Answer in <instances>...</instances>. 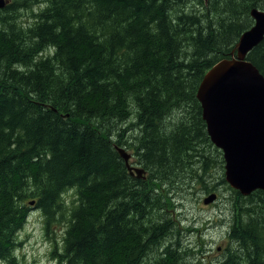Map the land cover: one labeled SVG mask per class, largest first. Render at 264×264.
Segmentation results:
<instances>
[{"label": "trees", "instance_id": "16d2710c", "mask_svg": "<svg viewBox=\"0 0 264 264\" xmlns=\"http://www.w3.org/2000/svg\"><path fill=\"white\" fill-rule=\"evenodd\" d=\"M173 1L0 8V264H23L17 234L32 209L47 232L67 226L58 264H192L168 212L201 175L167 179L186 156L207 163L198 88L264 0ZM247 58L264 74V39ZM118 146L134 150L147 178L130 173ZM229 188L230 243L216 264H264V190Z\"/></svg>", "mask_w": 264, "mask_h": 264}, {"label": "water", "instance_id": "95a60500", "mask_svg": "<svg viewBox=\"0 0 264 264\" xmlns=\"http://www.w3.org/2000/svg\"><path fill=\"white\" fill-rule=\"evenodd\" d=\"M7 3L0 0V8ZM251 15L254 24L242 33L232 57L215 63L197 92L208 133L224 150L226 179L245 195L264 190V74L247 58L264 39V9L253 8ZM117 149L130 173L142 177L145 169L129 162L131 154L126 149ZM216 197L212 193L206 201Z\"/></svg>", "mask_w": 264, "mask_h": 264}, {"label": "rangeland", "instance_id": "374dc122", "mask_svg": "<svg viewBox=\"0 0 264 264\" xmlns=\"http://www.w3.org/2000/svg\"><path fill=\"white\" fill-rule=\"evenodd\" d=\"M173 2H179V0ZM172 4L177 3L169 5ZM44 5L45 3L36 5L35 11L39 8L37 13L42 11ZM29 10L23 13L24 19L31 22L33 19L29 18L31 12ZM206 149L208 150L207 163L201 165L198 163L201 159H196L199 158L198 156L192 160L186 156L185 160L188 163L183 162L180 167H176L173 173H169L167 179V186L172 183L185 185L201 175L199 181L193 180L191 186L172 195L174 206L168 212L176 223L173 240L178 239L183 249L189 251L187 260L192 264H216L230 243L228 231L233 216L231 209L233 193L225 177L223 150L210 141ZM131 162L134 165L137 163L135 156L131 158ZM176 170L181 172L176 173ZM223 179L226 182H223ZM212 193H216L217 198L207 202L206 198ZM64 198L67 206L71 207L75 198L74 189L65 192ZM66 228L65 223L61 222L55 224L51 232H47L43 215L38 209H32L26 216L23 229L17 234L18 246L15 251L21 262L23 264H58L55 251L59 252L62 248L61 239ZM159 247L157 246V251Z\"/></svg>", "mask_w": 264, "mask_h": 264}, {"label": "bare ground", "instance_id": "6f19581e", "mask_svg": "<svg viewBox=\"0 0 264 264\" xmlns=\"http://www.w3.org/2000/svg\"><path fill=\"white\" fill-rule=\"evenodd\" d=\"M232 64H233V62H232Z\"/></svg>", "mask_w": 264, "mask_h": 264}]
</instances>
